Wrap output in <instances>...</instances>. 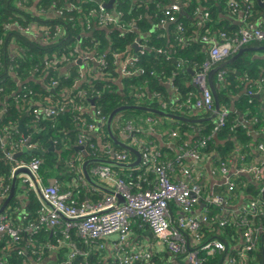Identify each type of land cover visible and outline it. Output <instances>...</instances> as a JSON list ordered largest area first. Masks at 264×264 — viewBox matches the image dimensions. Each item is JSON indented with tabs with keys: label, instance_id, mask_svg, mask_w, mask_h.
Returning <instances> with one entry per match:
<instances>
[{
	"label": "trees",
	"instance_id": "1",
	"mask_svg": "<svg viewBox=\"0 0 264 264\" xmlns=\"http://www.w3.org/2000/svg\"><path fill=\"white\" fill-rule=\"evenodd\" d=\"M109 1L0 0V134L3 137L9 136L18 144L21 134L17 125L28 112L23 123L29 127V146L40 150L22 155L23 158L19 161H39L38 173L43 184H55L62 191H70L80 204H96L104 200V192L92 189L86 180L82 182L79 179L80 165L92 159L107 162L91 163L88 166L89 174L96 166L109 165L132 192L144 191L150 187L156 175L140 171L139 167L130 169L108 163L114 160L106 153L107 147L118 152L125 149L114 143L108 133L107 122L105 125L98 123L101 116L107 121L111 113L122 106L140 105L193 121L204 120L201 124L180 122L152 112L126 109L115 116L111 126L116 139L123 143L129 144L136 138L142 143V149L154 147L159 163L164 164L174 163L180 153L198 149V143L203 138H209L207 146L200 150V169L195 175V181H199L204 194L208 193V190L201 181L208 172L205 166L208 161L211 162L210 173L218 172L221 164L231 167L233 162L236 166L256 162L259 156L257 145L264 143V109L261 100L264 97V82L259 83L260 79L264 78L259 68L264 67V62L251 59L252 55L249 53H242L233 64H220L219 68L216 67L219 70L211 76L212 86L216 89L220 112L225 109L228 111L224 126L217 132L214 130L216 118L210 120L213 114L196 109L188 99L200 97L195 78L202 71V65L209 60V43L202 41V38H216L221 33L236 36L241 29V26L231 24L220 18V15L237 14L230 7L231 2H237L240 12L248 17L250 24H254L264 11L263 8L254 0H247L246 4L243 0H177L181 4L182 12L180 10L176 13L177 20L169 28V37L163 38L160 36L163 31L160 28L155 29L151 37L145 35L150 31L152 23L158 24L165 20L162 7L170 0H151L149 3L116 0L113 10L118 15V21L124 25V30L115 26L102 28L98 25L100 7ZM206 12L209 13V19L205 21L203 15ZM200 17L201 26L198 24ZM179 25L183 31L178 30ZM87 26L90 29H87ZM35 27L41 29L37 38L23 31ZM136 41L143 47L135 50V55L131 56ZM77 44L82 53H92L96 60H103V64L98 66V75H86L87 80L79 86L78 67L74 66L67 72L63 70L67 64L75 63L79 58ZM12 45L18 47L19 53L16 55L10 53ZM252 45L251 43L245 48ZM130 56L137 59L132 69L142 73L123 76L119 60L125 62ZM90 63L91 59L86 57L84 68L89 67ZM212 71L207 75L210 89L208 80ZM220 71H224V82L218 81ZM184 81L188 82L187 86ZM165 82H170L178 94L174 103L168 101ZM19 83L21 91H18ZM245 88H249L248 94H240ZM249 92L253 94L249 95ZM156 94L163 96L165 103L160 102ZM43 106L54 107L56 116L38 120L33 110ZM89 106H92L94 114H87L86 109ZM238 113L242 114L244 123H239ZM90 124L97 126L96 134L85 133ZM128 127L133 130V136L124 139L123 132ZM150 127L153 133L162 134L164 141H167L162 148H159L154 140L156 135L152 136L148 132ZM82 136L87 137L85 146L80 145ZM81 146L84 147L83 153L77 148ZM6 152L12 150L9 147L6 150L0 148V178L7 186L10 184L12 170L18 163L17 160L7 159ZM126 153L131 161L134 160L132 152ZM189 164L191 161L185 159L176 166V173L181 171L183 165ZM176 176L178 175H172L175 182ZM91 177L100 183L96 176ZM235 183L236 187L232 192H227L224 186L216 185L213 193L223 196L226 205L218 207L206 204L204 208L209 211L207 220L200 222L198 231L202 242L216 239L226 242L229 255L236 252L234 246L238 242L230 243L228 239L240 240V232L232 224L227 223L226 226L220 227L223 218L221 210L232 205L237 206L240 201L246 203L263 195L260 192L261 182L250 176L239 174L235 177ZM29 194V214L23 222L21 218L14 216L18 204L11 200L10 210L5 213L8 214L12 225L18 223L26 228L29 224H37L42 204L33 191H29ZM171 209L173 216L181 215L179 207L172 204ZM261 210H264V205ZM204 212L205 210H202V213ZM192 215L195 216L193 212ZM134 221L131 240L134 244L149 245L152 253L147 263L135 264H191L187 262L186 256L193 250L198 251L197 259L201 260L202 264H223L227 256V253L208 255L198 246H191L189 237L186 250L178 255L159 249L156 245L151 246L150 243L157 242L152 230L140 219ZM257 223L262 230L264 216L257 220ZM52 231L53 234L45 227L35 233L22 231L19 242L13 241L8 235L0 234V260L5 264H66L73 249L71 246H64L52 254L47 246H59L63 239L61 229ZM71 234L70 242L74 243L75 248L87 253L86 257L77 256L71 264H110L112 258H108L113 256L112 253L98 250L93 243H85L77 236L75 230H72ZM186 234L189 235V232ZM251 256L254 264H264L262 231L258 247Z\"/></svg>",
	"mask_w": 264,
	"mask_h": 264
},
{
	"label": "built area",
	"instance_id": "2",
	"mask_svg": "<svg viewBox=\"0 0 264 264\" xmlns=\"http://www.w3.org/2000/svg\"><path fill=\"white\" fill-rule=\"evenodd\" d=\"M243 1L245 4L247 3V0ZM230 7L234 13H240L241 11L237 2H231ZM247 8H249V6H247ZM180 9L181 6L178 3H173L164 8L165 20L163 21L175 23L177 20L176 13L179 12ZM203 18L205 21L208 20L209 13H204ZM247 22L248 17L242 14L243 26L236 36L221 33L216 38L207 36L202 38V41L209 43V60L202 65V71L195 78V84L200 92V97L193 100L188 99V102L193 103L196 109L205 110L212 114L215 113L214 97L207 84V75L209 71L214 70L218 65L222 64L225 60L247 45L254 42L264 43V26L250 24L249 22L248 24ZM98 25L103 28L115 25V27L124 30V25L118 21V15L108 12L102 6L100 7V13L98 15ZM39 28L40 27L27 28L23 31L37 38L41 34V29ZM178 30L183 31L180 25L178 26ZM57 31L59 33L60 29ZM46 32L47 29L45 34ZM100 62L103 64V60H100ZM136 62L137 59L135 57H128L123 65H120L121 74L123 76H134L137 72L142 73V71L132 69V66ZM218 81L224 82V71L218 73ZM263 82L262 80L261 83ZM252 94V92H249V95ZM33 114L38 120H41L42 118L54 117L57 112L54 107L43 106L34 109ZM97 114L99 115V112ZM227 114L228 111L226 109L222 112L219 111L216 117V126L214 128L216 132L224 126ZM106 122L103 116L98 120L100 125H105ZM97 129V126L90 124L85 133L96 134ZM131 134H133V130L131 127H128L127 130L123 132V138L128 139ZM173 136H175V133H173ZM12 140L9 136L3 137L0 134V148L6 150L9 147V149L12 150V152H6L7 159H13V155L18 153L25 143V140L22 138L18 144H15ZM208 140L209 138H203L197 145L198 149L195 148L184 151V153H180L177 156L174 163L164 164L159 163L157 159L158 153H156L154 147L142 149V143L136 138L132 139L129 144H125L140 151L141 164L139 165V169L140 171L144 170L149 173H154L156 176L153 183H151L148 189L134 193L111 166H96L91 170L90 174L96 176L101 185L114 192V194L105 193L104 200L96 204H89L86 202L80 204L70 191H62L55 184L48 186L44 185L38 173L39 161L31 163L20 162L16 168H29L35 180L32 181L30 177L26 176L23 180L24 184L29 183L31 191H35L36 193V186H38L44 201L52 207L49 208L42 202L38 212L37 224H29V226L24 229L25 231L37 230L41 227L47 229L51 228L52 230L61 229L60 233L63 239L60 241L59 246L55 247L48 245L47 248L55 252L60 247L71 246L73 250L69 254L66 264H71L77 256H87V253L76 249L74 243L70 242L72 230H75L77 236L85 243H93L98 250H106L112 253L111 255L113 256L108 258H112L110 264L147 263L152 256L149 245L134 244L131 240L135 219H140L149 226L154 236L157 238L156 244L150 243L151 246L156 245V247H163L165 250L178 255L186 250L190 239L191 246H198L202 251H206L208 255L227 253L223 264H254L251 259V254L258 247L261 231L264 232V228L261 230L257 223V220L264 216V210H261V207L264 205L263 195H260L256 199H251L246 203L240 201L237 206L232 205V207H225L221 210V217L223 218L220 221V227H224L228 223L235 225L240 232V240L228 239L230 243L238 242V244L234 246L236 249L234 254H228V245L226 242L219 239L202 242L199 235L200 222L207 220L206 215H208L209 211L203 208L202 210H205L204 213L201 212L199 215L194 216L192 212L194 214L197 205L202 203L205 207L206 204L218 207L226 205L225 198L213 193L214 189L204 194L199 181H195V175H197L200 169V165H198L201 159L200 150L207 146L206 142ZM86 142L87 137L82 136L80 145L85 146ZM107 148L106 153L111 155L110 157L114 162L122 164L133 162L126 153L128 150L118 152L110 147ZM29 149L34 148L30 147ZM256 150L259 156L254 163L240 166L234 164L231 167L221 164L218 172L212 171L211 174L216 176V179H221L219 185L224 186L227 192L235 190V177L242 174L261 182L260 192L263 194L264 143H259ZM185 159L190 160L191 164L187 166L183 165L181 171L176 173V166H179ZM172 175H178L176 176V182L172 180ZM199 175L200 174H198V176ZM79 176V179L85 182L81 166ZM0 190L1 200L4 198V193L7 191L1 178ZM118 196L121 197L122 203H119ZM201 200H203V202H201ZM172 204L181 209L180 216H173L171 209ZM8 217L7 213L0 214V234L8 235L13 241L19 242L22 228L12 225ZM26 219L27 217H24L23 221ZM186 232H189V235H187ZM197 255V250L190 251L186 256L187 262L191 264H202V261L197 259ZM0 264L5 263L0 260Z\"/></svg>",
	"mask_w": 264,
	"mask_h": 264
},
{
	"label": "crops",
	"instance_id": "3",
	"mask_svg": "<svg viewBox=\"0 0 264 264\" xmlns=\"http://www.w3.org/2000/svg\"><path fill=\"white\" fill-rule=\"evenodd\" d=\"M151 0H134V2H136V3H141V2H150ZM255 2H256V0H254ZM176 4V3H178V4H180L177 0H170L169 2H168V4L167 5H165V6H163L162 7V9H164V8H166L167 6H170V5H172V4ZM38 4V1H37V3H36V5ZM180 6H181V4H180ZM263 8V7H262ZM181 11L180 12H182V7H181V9H180ZM263 10H264V8H263ZM112 12H114V10L112 11ZM202 11L200 10V13H199V16H201V13ZM115 13V12H114ZM115 15H117L116 13H115ZM201 18V17H200ZM220 18H223L224 20H226V21H228V22H230L231 24H233V25H235V26H243V23H242V12H240V13H237V14H234V15H220ZM200 22H202V18L200 19V21L198 22V24L200 25ZM172 24H175V23H170V22H167V21H163V20H161V22L160 23H158V24H154V23H152V27H151V29H150V31L145 35L146 37H151L152 35V33L155 31V29H157V28H160L161 30H163L162 31V34H160V36L161 37H163V38H168L169 37V28L171 27V25ZM254 24L255 25H263L264 24V11L263 12H261L260 13V15L258 16V18L256 19V23L254 22ZM201 26V25H200ZM103 28V27H102ZM87 29H90V27L89 26H87ZM91 33V32H90ZM89 33V34H90ZM82 37V36H81ZM81 37H80V39L79 40H81ZM195 39V38H194ZM135 46H133L134 47V53H132V55L131 56H134L135 55V50H138V49H140V48H142L143 46L141 45V44H139V41H136L135 43ZM253 45L252 46H249V47H247V48H242V49H245V51L244 52H242V53H249V54H251L252 55V57H251V59H254L255 61H261V62H264V44H261V43H252ZM254 44H256V45H254ZM251 45V44H250ZM77 49H78V53H79V58L76 60V62L75 63H72V64H67L65 67H64V71H68V70H70L71 68H73L74 66L76 67H78V73L80 74V80H79V82H78V86L80 85V84H82V82H84V81H86L87 80V77H86V75H93V74H97L98 75V66L101 64V62L100 61H98V60H96L95 58H94V55L91 53V54H84V53H82V51L79 49V44H77ZM242 49H240L239 51H241ZM247 49V50H246ZM19 51H20V48H19ZM239 51H237L235 54H233L231 57H229L227 60H225L222 64H224L225 66H229V65H231V64H233L241 55H242V53H241V55L240 56H238L237 57V54L239 53ZM21 52V51H20ZM10 53H12L13 55H16L17 53H19L18 52V47L17 46H15V45H12L11 47H10ZM89 57L90 59H91V63H90V66L89 67H86V68H84V59L86 58V57ZM234 57H236L235 59H234ZM234 59V60H233ZM79 61H81V64H79L78 62ZM119 62H120V65H121V63H124V60H119ZM116 64H118V61H117V63ZM218 67V66H217ZM260 68V70H261V74H262V76H264L263 74H264V67H259ZM87 71V72H86ZM66 72H64V73H66ZM264 78H261L260 79V81H259V83L263 80ZM184 83H185V85L187 86L188 85V82L187 81H184ZM164 87H165V89L167 90V93H168V101L170 102V103H174V100L177 98V96H178V94H177V92H176V90L172 87V84L170 83V82H165L164 83ZM22 90V87H21V83H19V88H18V91H21ZM216 90V89H215ZM248 91H249V88H245L240 94H243V93H245V94H248ZM156 96H157V98L159 99V101L160 102H164L163 101V96H160L159 94H156ZM148 97H150V95H148ZM235 99H237V98H235ZM262 100V102H263V109H264V97L261 99ZM165 103V102H164ZM86 111H87V114H94V112H93V108H92V106H89L87 109H86ZM25 114H27V116H28V112L27 113H25ZM239 115H238V121H239V123H241V122H243L244 123V120H243V118H242V114L241 113H238ZM168 119H170V118H168ZM152 120V119H151ZM171 120H173V119H171ZM20 121V120H19ZM24 122V121H23ZM24 124V123H23ZM198 124V123H197ZM200 124V123H199ZM18 126V125H17ZM24 126L27 128V130H28V126H26L25 124H24ZM250 128V130H251V127H249ZM18 132L20 133V131L18 130ZM152 136H155L156 134L155 133H153V129L150 127V129H149V131H148ZM21 134V133H20ZM29 135V134H28ZM252 135H254V133L252 132ZM131 136H133V134H131ZM257 136V135H256ZM256 136H254V137H256ZM258 137V136H257ZM21 138L23 139V137H22V134H21ZM156 142H157V144H158V146H159V148H162L164 145H165V141H164V139H163V137H162V134H159V135H156V138L154 139ZM155 143V142H154ZM166 143H167V141H166ZM24 147V146H23ZM23 147L21 148V150L23 149ZM29 148H30V146H29ZM78 148V147H77ZM21 150L18 152V153H20L21 152ZM78 150H80L79 148H78ZM83 150H84V148L82 149V150H80V152H82L83 153ZM137 151H139L138 149H136ZM18 153H16V154H18ZM15 154V155H16ZM15 155H13V159H14V156ZM133 155H134V160L136 159V155L133 153ZM20 158H23V156H20V157H18V158H16V159H14V160H17V163L19 164L20 163V161H19V159ZM82 161H84V159L82 160ZM85 163V161L84 162H82V165H80L81 166V169L83 168V164ZM209 164H211V162H207L206 164H205V166H206V170L208 171L207 172V174L205 175V177H204V179L201 181V184H205L206 185V188L208 189V191L209 192H211L215 187H216V185H219L220 183H221V179H216V176H213L210 172H209V170H210V165ZM235 163L233 162V165H234ZM16 168V167H15ZM14 168V169H15ZM14 169L12 170V173H11V180H10V184L9 185H5V183H3V185H4V187H6L7 188V191H6V193H4V198L3 199H1L0 200V209L2 208V206L5 204V201H6V199L8 198V196H9V194H10V191H11V189H12V177H13V171H14ZM210 173V174H209ZM27 175L26 174H24V173H21L19 176H18V178H17V183H16V189H15V193H14V196L10 199V201H9V203L6 205V207L4 208V211L2 212V213H5L7 210L9 211L10 210V207H9V204H10V202H11V200H15L16 201V203L18 204V207H17V205H16V209H15V211H14V216L18 219V218H21V220H22V222H23V220H24V217H27L28 216V212H29V206H30V203H31V200H30V194H29V191H31V189H30V187H29V183L28 184H24V182H23V180H24V178L26 177ZM32 187V186H31ZM92 189H94L92 186H90ZM34 192V194L37 196V198H38V200H39V202L42 204V201L40 200V198H39V196L37 195V193L35 192V191H33ZM8 207H9V209H8ZM202 209H203V206L201 205L200 207H198V208H196L195 209V211H194V214L195 215H199L201 212H202ZM1 213V214H2ZM14 225L16 226V227H21V225L20 224H18V223H14ZM22 228V231H24V232H29V233H35L37 230H29V231H25V229L23 228V227H21ZM48 230L50 231V233L51 234H53L54 233V231H52V229L51 228H48ZM52 245V244H51ZM52 246H55V247H58V246H56V245H52ZM158 248V247H157ZM159 249H162L163 250V247H159ZM55 252H57V251H55ZM55 252H52V254H55ZM55 255H51V257H54ZM33 264V263H32Z\"/></svg>",
	"mask_w": 264,
	"mask_h": 264
},
{
	"label": "water",
	"instance_id": "4",
	"mask_svg": "<svg viewBox=\"0 0 264 264\" xmlns=\"http://www.w3.org/2000/svg\"><path fill=\"white\" fill-rule=\"evenodd\" d=\"M94 1V0H92ZM116 0H110L109 2L105 3L102 5V7L106 10H111L113 11L114 9V4H115ZM257 4H259L261 7L264 8V2H262L261 0H256ZM114 13V12H113ZM115 14V13H114ZM90 36L92 35V32L89 34ZM135 46V45H134ZM247 50V49H246ZM245 49H242L241 51H239V53L237 54V57L241 55L242 52H244ZM236 57H234L235 59ZM233 59V60H234ZM79 64H81V61L78 62ZM219 68V67H218ZM218 68H215L209 75V80H208V83L211 87V90H212V93H213V97H214V101H215V113H213L212 117L210 118L211 119H215L220 111V103L218 101V97H217V94H216V90L214 89V87L212 86V81H211V76L214 74V72H217L219 69ZM91 103L93 104V101H91ZM126 109H137V110H143V111H147V112H152V113H155V114H158L160 116H163V117H166V118H170V119H173V120H177V121H180V122H188V123H202L204 120L201 119V120H190V119H186V118H183V117H180V116H176V115H172V114H169V113H165V112H162V111H158V110H154V109H150V108H147V107H143V106H140V105H132V106H122L116 110H114L111 115L109 116L108 120H107V129H108V133L110 135V137L112 138V140L114 141L115 144L121 146L122 148H124L125 150H128L132 153H134L136 155V159L133 160L132 163H128V164H122V163H116V162H113V161H108L109 162H112V164H115L116 166H119V167H124V168H137L139 167V165L141 164V153L140 151H137L135 148L119 141L116 139V137L114 136V134L112 133V122L115 118V116L123 111V110H126ZM27 116V114H24L22 116V118L20 119L19 123H18V126H17V129L20 131V133L22 134V137L23 139L25 140V143H24V147L22 149V151L18 154H16L14 156V159L24 155V154H31L32 152L34 151H38L40 152L39 149H29V144L31 142V137L28 135V130L27 128L24 126L23 124V120L24 118ZM80 150H82L84 147H78ZM98 162H107V161H102V160H99V159H92V160H88L86 161L84 164H83V168H82V173H83V176L85 178V180L88 182V184L90 186H92L94 189H97L99 191H102L104 193H107V194H114V192L106 187H104L103 185H101L100 183L96 182L92 177L91 175L89 174L88 172V166L91 164V163H98ZM21 173H24L26 174L28 177H30V179L32 181H35L34 180V176L32 174V172L30 171L29 168L27 167H20V168H16L14 171H13V177H12V189L10 191V194L8 196V198L6 199L5 201V204L2 206V208L0 209V214L4 211V208L6 207V205L9 203L10 199L14 196V193H15V189H16V183H17V178L18 176L21 174ZM36 189H37V193H38V196L40 198V200L46 205L48 206L49 208H52L46 201H44L42 195H41V192H40V188L38 186H36ZM263 197H264V192H263ZM119 198V203H122V199L120 196H118Z\"/></svg>",
	"mask_w": 264,
	"mask_h": 264
},
{
	"label": "rangeland",
	"instance_id": "5",
	"mask_svg": "<svg viewBox=\"0 0 264 264\" xmlns=\"http://www.w3.org/2000/svg\"><path fill=\"white\" fill-rule=\"evenodd\" d=\"M111 13H113V12H111ZM114 26H115V25H114ZM201 202H203V200H201ZM201 205H202V206H203V208H204V204H203V203H202V204H200V205H199V207H200ZM163 250H164V248H163Z\"/></svg>",
	"mask_w": 264,
	"mask_h": 264
}]
</instances>
